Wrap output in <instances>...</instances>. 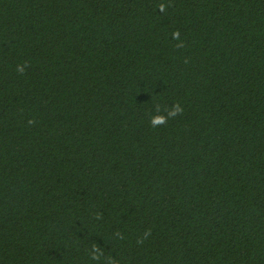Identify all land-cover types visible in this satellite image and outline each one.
Listing matches in <instances>:
<instances>
[{
    "label": "trees",
    "instance_id": "1",
    "mask_svg": "<svg viewBox=\"0 0 264 264\" xmlns=\"http://www.w3.org/2000/svg\"><path fill=\"white\" fill-rule=\"evenodd\" d=\"M0 264H264V0H0Z\"/></svg>",
    "mask_w": 264,
    "mask_h": 264
},
{
    "label": "clouds",
    "instance_id": "2",
    "mask_svg": "<svg viewBox=\"0 0 264 264\" xmlns=\"http://www.w3.org/2000/svg\"><path fill=\"white\" fill-rule=\"evenodd\" d=\"M161 7H163V6H161ZM176 35H178V33H176ZM178 110H180V109H178Z\"/></svg>",
    "mask_w": 264,
    "mask_h": 264
}]
</instances>
